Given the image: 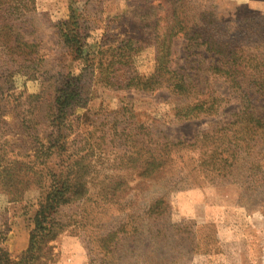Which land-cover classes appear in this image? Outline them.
<instances>
[{
	"label": "rangeland",
	"instance_id": "obj_1",
	"mask_svg": "<svg viewBox=\"0 0 264 264\" xmlns=\"http://www.w3.org/2000/svg\"><path fill=\"white\" fill-rule=\"evenodd\" d=\"M26 13L16 32L34 55L16 61L0 45V171L8 167L18 181L0 185V232L12 259L29 247L41 198L68 177L42 263L264 264V144L219 173L212 153L202 166L198 150L237 112L228 98L264 111V91L248 88L264 82V0H31ZM67 20L77 22L79 56L64 46ZM173 22L204 26L217 45L172 38L168 67L184 77L188 95L164 81L150 91L124 83L125 74L155 72L158 23L163 32ZM127 39L131 63L108 82L100 69L119 61L112 57ZM220 58L241 66L245 85L231 97L213 71ZM69 81H78L80 98L58 131L52 104ZM210 98L225 100L224 111L186 108Z\"/></svg>",
	"mask_w": 264,
	"mask_h": 264
},
{
	"label": "trees",
	"instance_id": "obj_2",
	"mask_svg": "<svg viewBox=\"0 0 264 264\" xmlns=\"http://www.w3.org/2000/svg\"><path fill=\"white\" fill-rule=\"evenodd\" d=\"M30 3L31 0H0V45L11 54L10 57L14 60H16L14 55H34V51L31 50L34 46L32 44H26L25 42L20 43L22 36L16 32V30L21 31L20 28L23 25L21 19L27 15L26 12L29 9ZM146 20L148 21L149 18H146ZM212 21L214 22V20ZM72 26H74L73 29L71 28ZM76 27L77 22L74 20H67L60 23L61 37L64 46L67 47L69 51L79 56L82 53L84 44ZM157 32L154 39L159 37L160 40H158L157 43L158 54L155 72L150 77H139L135 79L126 78L127 75L125 74L122 81L124 83H137L140 89L147 91H150V89L152 90L154 87H159L158 85H160L161 81H164L163 83H168L167 87L176 95H188L189 84L186 83L183 76H178L175 71L170 70L168 67L171 56L170 46L172 38L179 33H184V36L186 35L188 38V42H192L194 45L206 46V50L209 48L214 49L217 46L216 42L214 40L211 41L212 35L207 28L198 26L197 24L189 28L183 22H173V24H167V27L162 32L160 24L158 23ZM222 44L223 43H221V46ZM132 45L130 39L124 40L121 43V48L117 50L118 53L114 54L112 57L120 58L119 61H116L120 64L119 67H115L116 62L113 63L112 61L105 69H100L101 75L104 74L109 78L107 79L108 82H110L111 79L117 78L118 71L125 70L127 68L126 65L131 63L130 51L133 50ZM225 45L228 49L235 46V43H226ZM225 50L226 49H224V52ZM234 50L235 48L231 49V53ZM215 51L220 54V50ZM226 57L230 58L228 55H226ZM217 62L220 65L215 66L213 71L228 82V89H232L230 97L234 93H240L245 84L238 79L242 74L238 59L233 58L232 61H227L225 58L222 60L220 58ZM20 65V69H24L25 66L22 64ZM255 85L256 84L248 86V88L253 90L257 87L259 90L264 91V82ZM80 93L78 81L66 82L62 87L56 90V97L52 104L51 127H56L58 131L63 129L65 125V112L67 108L73 104L75 99L80 98ZM244 96L246 97L247 95L245 94ZM224 101L225 100H218L215 98H210V100L200 99L193 105H187L186 108L194 113H207L220 109L224 111L225 106L224 108L221 106ZM248 101L249 100L246 99L240 101L237 97H234V102H231L230 98L225 101L227 102V107L237 102V112L231 114L230 120L226 119L220 123L223 126V133L220 136L215 139V135L209 136L206 133L202 137V140H200L198 150L202 156L200 158V164L202 166L204 161L203 157L210 151L212 153L211 159L214 161L212 167L215 171L218 173L223 170L227 171L235 166V164L239 162V159H242L244 154L247 153L246 155H248L251 150L254 151L258 145L264 144V111L261 110L257 112L255 109L254 111H248L249 108H253L254 106L249 104ZM246 102L247 104H245ZM261 153L262 151L260 150L257 152V155ZM8 170L7 167L0 171V185L2 187H7L8 184L12 183V185L16 187L18 181L16 177L13 176L12 172ZM204 172H206L205 169ZM72 181V179L66 177L64 181L54 182V185L51 186L47 195L41 198L39 209L34 218L35 229L31 234L29 247L20 255L17 261L12 259L10 253L4 247L5 234L4 232H0V264H45L41 262V254L43 251L42 244H44L43 240L48 237L53 230L55 214L58 208L67 201L66 195L71 188L69 183H72Z\"/></svg>",
	"mask_w": 264,
	"mask_h": 264
}]
</instances>
